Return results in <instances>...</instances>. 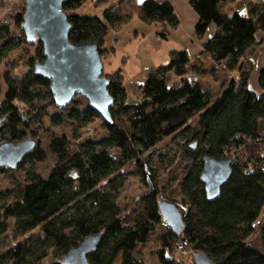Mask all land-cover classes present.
Listing matches in <instances>:
<instances>
[{
  "label": "trees",
  "instance_id": "1",
  "mask_svg": "<svg viewBox=\"0 0 264 264\" xmlns=\"http://www.w3.org/2000/svg\"><path fill=\"white\" fill-rule=\"evenodd\" d=\"M86 1L67 0L64 4L72 24L70 40L98 43L101 57L109 51L104 44L110 28L118 29L134 16L159 26L158 34L163 39L168 38L171 29L180 26L169 0H147L142 5L136 0H119L109 4L102 16L69 13ZM235 1L188 0L198 15L195 26L198 39L205 37L210 24L217 28L203 42L191 70L200 77L213 76L216 68H203L202 63L210 61L220 69L225 64L227 79L218 94L212 97L188 77L190 58L186 50H172L168 63L148 75L140 87L142 99L137 104L126 102L121 69L104 74L115 99L111 109L113 120L104 121L107 136L87 140L72 150L65 134L54 135L49 148L57 161L49 175L44 177L31 170L25 184L0 193V239L12 229L16 240L0 251V264H42L45 259H50L48 264H61L60 260L85 237L100 233V243L88 255L90 263L144 264L134 251L139 244L149 241L160 224L166 226L158 237L162 264H183L174 255L177 243H184L194 252L203 251L216 264H264V227L261 247L248 241L258 229L260 218L264 220V69L259 76L262 93L250 88L251 55L263 43L256 34L264 30V3L246 9L243 14L224 9L225 3ZM22 20L23 14H19L16 19L19 26ZM33 44L38 48L28 63L27 74L21 77H14L9 71L4 74L7 90L0 101V117L8 116L13 121V132L23 123L17 116L15 102L33 107L40 90L47 89L51 103L56 105L50 82L34 73L35 63L45 59L43 44L28 40L24 32L13 34L8 25L0 23V65L11 52ZM231 72H236L237 77H230ZM171 74L179 81L169 84ZM71 106L63 108V112L78 124L101 117L89 103L83 109ZM45 112L53 123H62L60 117ZM195 115L198 123L191 127L189 121ZM187 131L190 139L184 147L193 163L180 183L187 207L185 213L180 211L182 230L178 232L167 223L160 208V201L165 199H160L154 188L142 198L141 210L124 221L118 201L127 180L122 169L137 164L144 176L147 164L141 159L142 154L162 138ZM2 138H6V132L0 128V141ZM194 140L196 149L190 144ZM115 147L121 149V160L109 153ZM206 153L218 158L233 157L232 177L214 201L207 199L200 180ZM45 158V152L37 149L15 169L0 166V174L21 170L27 162ZM72 171L77 172L76 177Z\"/></svg>",
  "mask_w": 264,
  "mask_h": 264
},
{
  "label": "rangeland",
  "instance_id": "2",
  "mask_svg": "<svg viewBox=\"0 0 264 264\" xmlns=\"http://www.w3.org/2000/svg\"><path fill=\"white\" fill-rule=\"evenodd\" d=\"M118 1L103 0L101 2L98 0H87L82 6L70 10L69 13L102 16L103 10L109 4ZM248 1L237 0L233 3L234 9L238 12L244 10ZM255 1L250 0L249 3ZM25 6L26 0H0V23L8 25L13 34L20 35L24 32L21 26L17 24L16 19L19 14H24ZM224 9L230 12L228 4L224 5ZM159 31V26L147 23L134 16L120 28H110L105 38L104 48L109 51H106L102 56L104 74L112 73L118 69L123 71L126 102L137 104L141 101L140 87L145 84L148 75L152 71L168 63L169 53L172 50H186L190 58L188 77L199 83L212 97L217 95L220 86L227 79L224 70L214 68L213 76L206 75L204 78L194 74L191 70L197 63L201 51L198 40L190 38L188 34L183 32L181 27L171 29L167 39L161 38L158 34ZM37 48L35 44L23 45L11 52L6 58H3L0 65V101L4 99L3 96L7 90L4 80L5 72L9 71L14 77L26 75L29 70L28 63L35 57ZM202 64L203 68L208 67L210 69L208 64ZM178 81L179 78L174 74L169 76V84H174ZM39 93L40 97L33 107H28L20 102L14 103L17 116L23 119V123L17 125V131H12L13 121L8 116L7 118L0 117V128H3L6 132V138H2L0 144L4 142L19 144L25 140H33L36 142V147L33 151L37 149L44 151L46 158L42 161L27 162L21 170L17 169L0 174V193L13 189L17 184H25L27 173L31 170H35L44 177L49 175L57 161V156L49 148L50 141L54 135L65 134L69 139L71 149L74 150L87 140L100 139L108 134L104 127V120L101 117H96L94 120L84 124H78L68 119L67 114H65L66 111L64 110L63 112V108L55 107L51 103L52 98L47 89H41ZM87 103V99L77 95L70 108L78 107L83 109ZM45 111L47 113L48 111L51 112L53 116L60 117L62 123H53L50 120L49 113L44 115ZM40 115L42 116L40 117ZM26 120L30 122L29 126L26 125L28 123L25 122ZM197 123L198 116L195 115L190 119L189 125L194 127ZM188 134L187 131L162 138L155 147L145 151L141 156V159L147 164V171L144 176L140 173L137 164H129L128 167L122 169L127 180L120 191L118 201L122 208L124 221L127 222L141 210L142 198L151 191V188L157 191L160 199L176 203L180 211L185 213L187 207L183 202L180 183L193 163V159L190 158L184 147L186 140L190 139ZM196 142L197 140H194L190 144ZM109 153L116 160H121V149L111 148ZM72 175L76 177L77 172L72 171ZM12 223L13 221H11V226ZM256 225L258 229L248 238V241L252 245L261 247V230L264 227V220L260 218ZM165 231V225H158L149 241L137 246L134 255L144 264H162L158 254L160 249L158 237ZM15 242V236L11 229L7 235L0 239V251H4L7 247L15 244ZM194 253V251L188 249L187 255L175 254V256L183 264H194ZM49 261L50 259H45L42 264H48Z\"/></svg>",
  "mask_w": 264,
  "mask_h": 264
},
{
  "label": "water",
  "instance_id": "3",
  "mask_svg": "<svg viewBox=\"0 0 264 264\" xmlns=\"http://www.w3.org/2000/svg\"><path fill=\"white\" fill-rule=\"evenodd\" d=\"M67 0H26L22 20V30L30 41L43 44L45 59L34 65L36 76L50 82L53 100L58 108L70 106L77 95L88 100L89 106L104 121L113 120L111 109L115 104L110 94V81L104 75V64L95 42L73 43L70 40L72 24L64 10ZM140 5L147 0H136ZM245 10L239 13H245ZM196 143L191 147L196 148ZM36 147L33 140L19 144L4 142L0 144V166L17 168L24 158ZM200 180L204 184L207 199L214 201L221 195L222 187L233 173V159L218 158L206 153L203 158ZM162 214L175 230L183 228V217L175 203L160 201ZM102 233L90 235L73 247L61 260V264H92L88 255L96 250ZM196 264H216L206 253H194Z\"/></svg>",
  "mask_w": 264,
  "mask_h": 264
},
{
  "label": "crops",
  "instance_id": "4",
  "mask_svg": "<svg viewBox=\"0 0 264 264\" xmlns=\"http://www.w3.org/2000/svg\"><path fill=\"white\" fill-rule=\"evenodd\" d=\"M160 1H164V0H160ZM169 1L172 3L175 12L180 19V26L178 28L180 27L183 28V32L188 34L190 38L198 40L199 46H201L202 49L203 42L209 39L216 32L217 29L216 25L214 23L210 24L205 34V37L202 40L198 39L195 33V26L198 22V15L192 9L188 0H169ZM249 2L250 0L248 1L247 4H245V8H244L245 11L248 8L252 9L253 7H255L256 4L264 3V0H256L253 3H249ZM233 3L234 2H227L225 4L229 5L230 11H237L234 9ZM256 37L257 40L259 41L263 40V43L260 46H258L251 55V60L253 62V71L250 78V88L256 93L261 94L262 89L259 85V76H260V72L264 69V30H259V32L256 34ZM204 64H208L209 68L215 67L217 70H219V68L213 62L204 61ZM207 68L208 67H206V69ZM224 68H225V64L222 65L221 70H223ZM229 74L230 77H234V78L237 77L236 72H231ZM204 77L205 76H203V78Z\"/></svg>",
  "mask_w": 264,
  "mask_h": 264
},
{
  "label": "built area",
  "instance_id": "5",
  "mask_svg": "<svg viewBox=\"0 0 264 264\" xmlns=\"http://www.w3.org/2000/svg\"><path fill=\"white\" fill-rule=\"evenodd\" d=\"M175 254L187 255L188 254V248L185 246L184 243H177L176 249L174 251V255Z\"/></svg>",
  "mask_w": 264,
  "mask_h": 264
}]
</instances>
